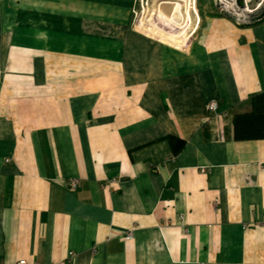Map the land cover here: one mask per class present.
Segmentation results:
<instances>
[{
	"label": "crops",
	"instance_id": "obj_1",
	"mask_svg": "<svg viewBox=\"0 0 264 264\" xmlns=\"http://www.w3.org/2000/svg\"><path fill=\"white\" fill-rule=\"evenodd\" d=\"M19 261L139 264L128 0H0V264Z\"/></svg>",
	"mask_w": 264,
	"mask_h": 264
},
{
	"label": "built area",
	"instance_id": "obj_2",
	"mask_svg": "<svg viewBox=\"0 0 264 264\" xmlns=\"http://www.w3.org/2000/svg\"><path fill=\"white\" fill-rule=\"evenodd\" d=\"M77 183L71 182V186H70V190H74V188L76 187ZM16 264H27V262L25 261H19Z\"/></svg>",
	"mask_w": 264,
	"mask_h": 264
}]
</instances>
